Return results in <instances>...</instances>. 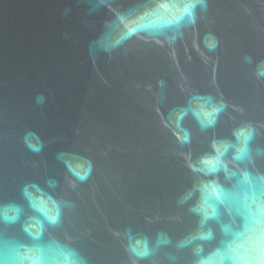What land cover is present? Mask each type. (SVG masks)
<instances>
[{
	"label": "water",
	"instance_id": "1",
	"mask_svg": "<svg viewBox=\"0 0 264 264\" xmlns=\"http://www.w3.org/2000/svg\"><path fill=\"white\" fill-rule=\"evenodd\" d=\"M169 3L0 0V198L18 199L27 180H60L76 207L53 234L70 237L89 264H132L128 229L154 239L191 226L175 201L214 136L250 122L264 145V79L255 76L264 0H208L195 23L159 36L127 31ZM193 94L227 104L215 130L176 121ZM26 129L45 142L41 154L21 143ZM183 129L191 145L181 146Z\"/></svg>",
	"mask_w": 264,
	"mask_h": 264
},
{
	"label": "clouds",
	"instance_id": "2",
	"mask_svg": "<svg viewBox=\"0 0 264 264\" xmlns=\"http://www.w3.org/2000/svg\"><path fill=\"white\" fill-rule=\"evenodd\" d=\"M197 8L207 11L208 0H170L168 8L156 5L159 13L145 12L127 31L159 36L169 27L195 23ZM252 61L244 57L246 64ZM255 76L264 79V60ZM43 100L40 96L37 103ZM227 107L212 96L193 94L175 117L179 122L190 116L199 131L207 133L216 129ZM257 137V128L249 122L233 127L228 136L211 139L209 150L189 163L191 182L175 201L191 226L179 236L159 230L154 239L128 229L125 249L132 264H264V145L256 143ZM20 140L33 154H41L45 146L27 129ZM191 143L192 132L181 130V146ZM59 189L60 180L46 176L20 185L18 199L0 198V264H89L70 237L53 234L62 227L65 213L76 207ZM50 248L55 253L51 261Z\"/></svg>",
	"mask_w": 264,
	"mask_h": 264
},
{
	"label": "snow or ice",
	"instance_id": "3",
	"mask_svg": "<svg viewBox=\"0 0 264 264\" xmlns=\"http://www.w3.org/2000/svg\"><path fill=\"white\" fill-rule=\"evenodd\" d=\"M74 174L77 175L81 180L86 178V173L82 174L81 172L77 171Z\"/></svg>",
	"mask_w": 264,
	"mask_h": 264
}]
</instances>
